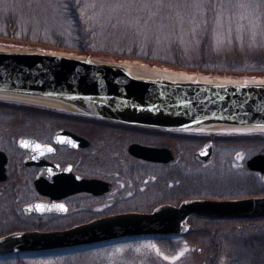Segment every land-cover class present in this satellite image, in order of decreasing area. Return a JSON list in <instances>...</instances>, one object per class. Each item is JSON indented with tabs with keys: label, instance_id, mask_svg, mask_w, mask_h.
Returning <instances> with one entry per match:
<instances>
[{
	"label": "rangeland",
	"instance_id": "1",
	"mask_svg": "<svg viewBox=\"0 0 264 264\" xmlns=\"http://www.w3.org/2000/svg\"><path fill=\"white\" fill-rule=\"evenodd\" d=\"M241 4L246 7H240ZM76 6L85 24L87 48L95 54L119 57L126 63L135 61L146 65L143 58H149L191 67L202 64L206 69H252L259 65L257 57L264 56V0H0V50L25 49L95 58L79 51L84 47L83 34L79 33L71 12ZM27 43L36 46L25 47ZM58 46L65 48L58 50ZM191 75L232 80L225 75L206 76L199 72ZM236 79L262 80L264 77ZM36 113L21 106H0V131H15V136L32 133L35 126L44 123ZM57 123L52 122L54 126ZM81 129L86 134L90 132V128ZM219 131L254 133L264 132V128ZM189 141L178 144L172 141L176 160L166 171L177 170L176 175L163 176L151 168L150 181L146 182L151 191L145 192V196L137 195L132 201L131 206L138 208L136 211L152 212L157 205H179L184 199L264 196L262 180L249 173L231 171L236 158L245 163L263 151L264 140L218 141L212 159L205 165H197L193 158L203 141H196V145ZM114 151L112 144L104 149L109 154ZM178 159L184 163L182 168L177 165ZM105 166L99 169L105 170ZM177 185L179 188L175 190ZM112 194L109 198L117 193ZM31 195L29 185L0 184V237L13 231L64 230L73 224L106 216L105 211L99 210L102 202L89 195L69 199L72 207L64 218L26 216L22 206L43 199ZM140 200L145 202L141 204ZM78 205H83L81 210ZM188 224L191 231L185 236L141 235L83 246L2 254L0 264H207L213 236L219 237L222 243L217 264H264V217L211 222L192 216ZM202 231L212 232V238L202 236Z\"/></svg>",
	"mask_w": 264,
	"mask_h": 264
},
{
	"label": "water",
	"instance_id": "2",
	"mask_svg": "<svg viewBox=\"0 0 264 264\" xmlns=\"http://www.w3.org/2000/svg\"><path fill=\"white\" fill-rule=\"evenodd\" d=\"M95 58L25 49L0 50L1 91L63 94L85 98L86 101L78 103L75 109H68L2 97L0 100L166 131L196 132L191 130L196 128L183 127L194 122L211 121L264 128V79L244 80L225 76L232 80L161 82L132 76L122 67L126 61ZM146 66L191 75L190 72L149 63ZM90 99L109 101L114 105L93 107ZM199 129H202L199 134L264 133H224L219 131L221 129ZM24 141L33 140L20 139V145ZM131 151L152 161L168 162L174 158L168 148L134 145ZM211 154L212 143H208L196 153V159L206 161ZM6 162V155L0 151V181L6 179ZM248 167L264 172V154L250 158ZM70 179L64 180L65 183L38 184L39 191L49 195L52 202H32L23 207L24 213H65V204L56 200L80 191L100 195L111 188L108 182L102 180ZM37 205H43V210ZM58 205H63V209ZM193 215L208 219L262 218L264 196L225 200L185 199L179 205L162 204L152 212L112 214L65 230L17 231L0 237V254L87 245L126 236L183 234L189 230L188 219Z\"/></svg>",
	"mask_w": 264,
	"mask_h": 264
},
{
	"label": "flooded vegetation",
	"instance_id": "3",
	"mask_svg": "<svg viewBox=\"0 0 264 264\" xmlns=\"http://www.w3.org/2000/svg\"><path fill=\"white\" fill-rule=\"evenodd\" d=\"M32 110L37 112L36 117H40L44 122L40 127H37L39 125L35 126L36 128L32 133H21L15 136V131H0V151L4 152L7 157L5 165L6 179L1 180L0 184L9 182V184L13 185H29L33 194L31 196L43 197L41 200L35 199L33 201L43 202L52 201V198L40 193L37 186L41 183H65L64 180L70 181V178H73L74 181L84 178L104 180L111 185V189L102 195H94L83 191L60 199L59 201H63L67 207V211L63 214L37 216L64 218L67 216L66 214H69L68 212H70L72 207L68 200L81 195H89L93 197L92 199L102 202L99 210L105 211V215L136 211L138 208L131 206L132 201L135 200L137 195L145 196V192L151 191V186L148 183L146 184V182L150 181L152 167L153 170H159L163 176L169 173H173V175L178 173L174 169H172L174 170L172 172L166 171L168 165L175 164L176 160V155L171 145L172 141L177 144L182 142V140H190L192 144H197L196 141H203L201 147L207 142H212L213 157L217 142L227 140L209 138L205 135L172 134L163 130H151L147 127L104 120L78 113L47 112L40 107H32ZM54 121L58 122L55 126L52 124ZM46 122H51V124ZM79 127L85 130L90 128L89 134H86L81 128L80 130ZM103 130L108 134L103 133ZM103 134L111 138L106 139ZM20 139H32L34 141H24L20 145ZM168 139L171 142H167ZM86 142L87 144H85ZM109 144H112L115 150L113 154L104 152V149ZM37 145L40 147L37 148ZM134 145L168 148L172 152L174 159L169 162H159L138 157L131 151ZM48 149H51V151ZM197 151L193 155L195 163L197 165L199 163L205 165L207 161L199 162L195 159ZM260 153L264 154V150L257 154ZM236 160L239 163L231 164L232 172L249 173L264 182V172L250 169L247 163L248 160L245 163L240 162L242 160L240 158H236ZM110 163L111 167H108ZM103 165H107L105 170L99 169ZM177 165L182 168L184 163L179 160ZM102 176L107 179H103ZM172 180L171 184L174 183ZM178 188L179 186L177 185L175 190ZM171 190L173 189L171 188ZM115 192L117 194L109 198L110 193ZM140 201L141 204L145 202L143 200ZM80 202H83V200L80 199ZM82 206L78 205V210H81ZM142 211L146 212L147 210Z\"/></svg>",
	"mask_w": 264,
	"mask_h": 264
},
{
	"label": "bare ground",
	"instance_id": "4",
	"mask_svg": "<svg viewBox=\"0 0 264 264\" xmlns=\"http://www.w3.org/2000/svg\"><path fill=\"white\" fill-rule=\"evenodd\" d=\"M122 67L130 73L132 76L140 79L155 80L161 82H205L207 80L195 76L189 75L184 72H175L168 69L159 68H149L146 65L138 63H124ZM260 83V82H259ZM264 83V80L263 82ZM0 97L16 99L20 101L45 104L50 106L75 109L78 103L81 101H86L85 98H80L76 96H67L63 94H37V93H25V92H13V91H1ZM90 102L93 107H107L113 106L114 103L103 100H91ZM183 128H210V129H221V130H248L255 129L258 126L249 125H231L227 123L220 122H194Z\"/></svg>",
	"mask_w": 264,
	"mask_h": 264
},
{
	"label": "trees",
	"instance_id": "5",
	"mask_svg": "<svg viewBox=\"0 0 264 264\" xmlns=\"http://www.w3.org/2000/svg\"><path fill=\"white\" fill-rule=\"evenodd\" d=\"M72 11V14L75 16V25L76 27H78V30L79 33L82 35L83 39V42L81 43L82 46L84 47H81V49H79V51L81 53H84V54H87V55H90V56H94V57H99V58H111V56H105V55H102V53H93L91 52L87 46H86V29H85V24L82 22L81 20V17L79 15V10H78V7H74L71 9ZM12 42V41H11ZM16 42V41H14ZM18 43V42H17ZM24 46H33V44H24ZM36 46V45H35ZM33 46V47H35ZM86 46V47H85ZM46 48H51V47H46ZM65 47H57L56 49L58 50H61ZM104 54L107 55V53L103 52ZM136 58V57H135ZM120 58L118 57H112L111 60H119ZM146 60V61H145ZM257 61V64H259L258 66H256L257 68H252V69H247V68H241V69H234V68H227V69H221V70H218V69H206L203 67L202 64H199V65H196L191 67V66H186V65H183L181 63H178V62H175V63H170V62H162V61H157V60H151L149 58H143V61L149 63V64H152V65H158V66H163V67H169V68H173V69H176V70H187L189 72H199L201 74H204L206 76H215V75H225V76H230V77H234V78H238V77H258V76H261V77H264V56L262 57H257L256 59ZM241 65V64H239ZM232 66V65H230ZM242 66V65H241ZM240 68V67H238ZM0 106H8V107H15L16 105H14L13 103H10L8 101H1L0 100ZM24 108V107H23ZM27 109V108H25ZM30 110V109H29ZM252 138L254 139H257V140H264V133H259V134H255L252 136ZM198 217V216H197ZM198 218H201V217H198ZM203 218V217H202ZM205 220H208V221H213V220H210V219H207V218H204ZM216 221H220V219H216ZM191 230H189L186 234H184L183 236L187 235ZM203 235L202 236H206L205 238H212V232L210 231H202ZM219 235V234H218ZM214 237V240L213 242L211 241L212 243V246H210V249L208 251V259L206 261L207 264H217V259H218V256L220 255V250H221V247H222V243H221V240L219 239V237L215 238ZM218 241V242H217Z\"/></svg>",
	"mask_w": 264,
	"mask_h": 264
},
{
	"label": "snow or ice",
	"instance_id": "6",
	"mask_svg": "<svg viewBox=\"0 0 264 264\" xmlns=\"http://www.w3.org/2000/svg\"><path fill=\"white\" fill-rule=\"evenodd\" d=\"M240 7H246V5L241 4ZM25 146H27V144H25ZM37 148H39L40 146L37 145ZM49 151H51V149H48ZM57 207H60L61 209H63V205H58ZM37 208H39L40 210H43L44 206L43 205H37Z\"/></svg>",
	"mask_w": 264,
	"mask_h": 264
}]
</instances>
